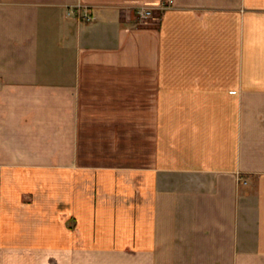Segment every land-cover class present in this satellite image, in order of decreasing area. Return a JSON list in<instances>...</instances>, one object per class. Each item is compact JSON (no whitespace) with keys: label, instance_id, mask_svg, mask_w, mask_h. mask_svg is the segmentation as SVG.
Masks as SVG:
<instances>
[{"label":"crops","instance_id":"1","mask_svg":"<svg viewBox=\"0 0 264 264\" xmlns=\"http://www.w3.org/2000/svg\"><path fill=\"white\" fill-rule=\"evenodd\" d=\"M0 264H264V0H0Z\"/></svg>","mask_w":264,"mask_h":264},{"label":"built area","instance_id":"2","mask_svg":"<svg viewBox=\"0 0 264 264\" xmlns=\"http://www.w3.org/2000/svg\"><path fill=\"white\" fill-rule=\"evenodd\" d=\"M136 14L140 19H147L152 15V11L151 10H147L143 7H140L136 10ZM86 20H89V17H86Z\"/></svg>","mask_w":264,"mask_h":264},{"label":"rangeland","instance_id":"3","mask_svg":"<svg viewBox=\"0 0 264 264\" xmlns=\"http://www.w3.org/2000/svg\"><path fill=\"white\" fill-rule=\"evenodd\" d=\"M135 15H136V17H137L138 19H140V18L137 16L136 12H135ZM149 18H151V16H150ZM147 19H148V18H147ZM147 19H145V20H147ZM140 20H143V19H140Z\"/></svg>","mask_w":264,"mask_h":264}]
</instances>
